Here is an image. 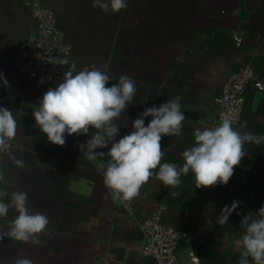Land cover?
Segmentation results:
<instances>
[{
  "label": "crops",
  "instance_id": "obj_1",
  "mask_svg": "<svg viewBox=\"0 0 264 264\" xmlns=\"http://www.w3.org/2000/svg\"><path fill=\"white\" fill-rule=\"evenodd\" d=\"M41 2L56 15L75 71L94 63L117 80L127 75L136 81V97L117 121L116 140L134 130L132 121L147 108L180 95L186 117L182 132L164 136L161 146L162 163L182 166L181 153L193 146L194 130L218 125L214 99L243 66L252 69L254 79L234 128L264 135V0H127V9L118 13L94 8L93 0ZM35 28L25 0H0V107L12 110L18 125L12 149L0 155V191L25 192L31 211L47 215L51 235L41 234L37 246L5 235L0 264L20 257L34 264H156L141 253L138 223L157 210L165 225L187 234L188 242L179 249L183 264L193 257L198 264H238L233 241L245 230L241 219L264 205V144L245 145L246 155L227 185L196 188L191 172L181 177L178 189L150 179L138 197L127 201V213L107 195L97 167L105 158L90 161L78 147L95 129L66 135L65 145L57 146L35 124L33 108L54 83L18 75L13 95L5 99L4 80L9 85L17 48ZM150 120L145 118V126ZM245 121L247 127L240 129ZM15 159L24 167H17ZM233 201L239 206L228 222L217 223ZM16 215L9 211L0 233Z\"/></svg>",
  "mask_w": 264,
  "mask_h": 264
},
{
  "label": "clouds",
  "instance_id": "obj_2",
  "mask_svg": "<svg viewBox=\"0 0 264 264\" xmlns=\"http://www.w3.org/2000/svg\"><path fill=\"white\" fill-rule=\"evenodd\" d=\"M93 7L118 13L126 10L128 5L127 0H93ZM50 62L53 65H69V68L60 82L48 88L33 108L35 124L47 140L57 146L65 145L66 135H88L90 128L95 129L91 138L78 147L90 161L105 158L97 167L102 170L104 184L109 189L107 195L113 202L135 199L143 185L153 178L166 188L178 189L181 177L189 172L195 177L196 188L227 185L234 168L246 155L245 145L264 144V135L242 132L234 128L232 120L222 119L214 127L194 130L193 146L181 153L182 166L162 163L165 151L161 146L162 138L179 136L186 119L180 95L158 107L147 108L132 121L134 130L116 140L119 134L117 121L136 97V81L127 75H120L117 80L94 63L75 71V63H70L67 57H55ZM113 80L117 82L109 86ZM4 84L8 86L6 80ZM147 117L151 120L145 126ZM246 127V121L239 125L240 129ZM17 129L13 111L0 107V153L8 151ZM14 163L17 167H24L22 160L15 159ZM3 180L4 175L0 173V181ZM171 195L176 197L180 192L173 191ZM0 197L6 198L0 199V218L8 217L10 210L17 213L8 221L7 232L0 233V239L6 235L12 240L37 246L41 243V234L51 235L47 215L31 211L25 192L13 191L9 194L5 190L0 191ZM238 206L237 201H233L230 207L225 205L217 223H227ZM237 215L240 213L237 212ZM241 225L245 230L233 241L240 254L238 264H264V205L255 211V215L252 212L243 215ZM14 264H34V261L20 257L14 260Z\"/></svg>",
  "mask_w": 264,
  "mask_h": 264
},
{
  "label": "built area",
  "instance_id": "obj_3",
  "mask_svg": "<svg viewBox=\"0 0 264 264\" xmlns=\"http://www.w3.org/2000/svg\"><path fill=\"white\" fill-rule=\"evenodd\" d=\"M36 28L17 48L18 75L31 81L43 79L57 85L69 65H53L50 60L55 57L71 59V49L64 39L63 32L57 25L56 15L45 7L41 0H25ZM254 79L249 66L241 67L230 75L221 93L214 99L217 123L222 119H230L237 126L242 118L248 87ZM12 149L0 153L5 155ZM123 209L131 212L127 201L118 202ZM5 218H0V225ZM138 230L143 236L141 253L154 260L156 264H182L177 250L188 242L187 234L181 230L165 225L161 221V210L138 223Z\"/></svg>",
  "mask_w": 264,
  "mask_h": 264
},
{
  "label": "water",
  "instance_id": "obj_4",
  "mask_svg": "<svg viewBox=\"0 0 264 264\" xmlns=\"http://www.w3.org/2000/svg\"><path fill=\"white\" fill-rule=\"evenodd\" d=\"M17 78H18V70H17V66L15 64H13L11 66V76H10V81H9V85H8V88H7V91H6V94H5V99H8L10 98L14 91H15V85H16V82H17ZM182 245H180L178 247V250H177V254H178V257H179V249ZM180 259V258H179ZM181 261V260H180ZM182 263V262H181ZM183 264V263H182ZM191 264H198V261L196 258H191Z\"/></svg>",
  "mask_w": 264,
  "mask_h": 264
}]
</instances>
